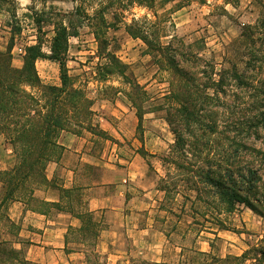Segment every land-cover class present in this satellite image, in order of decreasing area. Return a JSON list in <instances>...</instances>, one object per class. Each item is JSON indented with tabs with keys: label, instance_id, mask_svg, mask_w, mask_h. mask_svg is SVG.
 I'll return each instance as SVG.
<instances>
[{
	"label": "rangeland",
	"instance_id": "374dc122",
	"mask_svg": "<svg viewBox=\"0 0 264 264\" xmlns=\"http://www.w3.org/2000/svg\"><path fill=\"white\" fill-rule=\"evenodd\" d=\"M262 5L264 0H29L27 4L22 0H0V50L6 51L13 44V65L21 68L27 47L39 43L50 53L55 23L72 25V31L78 32L70 38L67 64L75 86L93 100L108 98L116 102L124 101L129 93L136 96L144 116L137 138L145 142L147 130L161 138L154 137L151 145L163 150L149 161L151 174L161 175L158 186L164 193H159L163 197L159 217L164 219L167 233H174L173 239L183 235L193 246L199 238L210 237L206 232L219 228L214 232L221 236L210 239L217 254L227 256L218 264H264V237H253L248 241L249 247H242L241 255L229 254L225 243L231 241L228 236H240L235 233L237 229L234 232V227L228 225L235 223L231 220L233 212H225L195 174L230 167L244 172L252 169L264 180V126L256 129L250 123L258 113L254 109L258 99L255 86L264 82V68L246 69L248 57L242 44L243 29L264 13ZM130 27L162 45L173 39L179 47L180 39L193 44L191 51L213 64L216 79L236 67L239 72L252 75L255 86L239 88L232 80L227 93H220L221 100L201 111L197 121L186 122L178 114L170 115L174 127L183 132L187 141L179 152L173 148L176 136L167 121L169 111L175 112L173 107L179 106L169 98L176 88L175 74L152 54L143 39L130 33ZM109 53L126 65L125 77L115 68L108 72L113 69L105 66ZM179 60L183 67L195 65ZM36 67L44 84H61L58 63L39 59ZM133 82L141 85L140 91L134 89ZM94 124L97 118L93 112L86 125L97 131ZM74 129L79 131L78 127ZM7 144L10 143L5 136L0 135V150H7ZM196 185L200 193L195 190ZM251 195L264 210V197L256 201L258 193ZM242 208L259 215L244 204L235 211ZM240 237L246 241L245 236ZM232 251L240 253L241 247ZM245 252L243 259H234Z\"/></svg>",
	"mask_w": 264,
	"mask_h": 264
},
{
	"label": "crops",
	"instance_id": "0c3cea01",
	"mask_svg": "<svg viewBox=\"0 0 264 264\" xmlns=\"http://www.w3.org/2000/svg\"><path fill=\"white\" fill-rule=\"evenodd\" d=\"M135 108L129 97L94 99L97 131L86 122L79 131H62L45 181L28 182L4 203L0 183V264H218L227 256L217 254L210 239L221 236L219 228L193 246L167 233L159 217L161 175L151 174L149 161L163 150L151 145L161 138L152 130L145 142L137 138L143 119ZM7 145L0 150L2 171L17 165ZM231 220L246 241L228 236L229 254L241 255L253 237H264V219L248 209L233 212Z\"/></svg>",
	"mask_w": 264,
	"mask_h": 264
},
{
	"label": "trees",
	"instance_id": "16d2710c",
	"mask_svg": "<svg viewBox=\"0 0 264 264\" xmlns=\"http://www.w3.org/2000/svg\"><path fill=\"white\" fill-rule=\"evenodd\" d=\"M262 7L264 8L263 5ZM77 32L72 31V25L69 26L64 21L55 23L50 53L45 52L39 43L27 47L21 68L13 65V44L6 51L0 50V135L5 136L17 156V165L12 170H0V183L5 191L3 203L14 199L16 192L28 182L45 181L46 165L60 150L58 138L61 132L76 131L74 127L82 126L93 114V100L75 86L69 75L67 61L70 38L76 36ZM130 33L143 39L152 54L175 74L176 88L169 98L179 106L171 108L175 112L169 111L167 121L176 136L173 148L179 152L187 146V141L183 132L174 127L170 115L178 114L186 122L197 121L201 111L212 102L221 100L220 93H227V86L232 80L239 88L250 89L255 86L251 83L253 76L239 72L236 67L219 74L216 79L213 64L192 52L193 44L182 39L179 47L174 44V39L168 45H162L159 40H151L145 32L137 33L132 28ZM242 44L245 47L244 54L248 57L246 69H263L264 13L255 23L243 29ZM107 58L109 62L105 66L113 68L108 72H114L115 68L125 77L126 65L115 54L109 53ZM179 58L195 65L183 67ZM39 59L59 64L60 85L43 83L36 67ZM133 84L134 89L141 90L139 83ZM255 90L258 92V99L254 109L258 113L254 114L250 123L257 129L264 126V82L261 86H255ZM128 97L137 108V115L142 123L143 113L137 97L131 93ZM256 134L259 136L258 130ZM242 146L248 148L245 143ZM177 166L185 168L184 165ZM195 174L217 197L225 212H234L239 204H244L264 217V210L253 202L251 195L258 193L256 201L261 196L264 197V180L252 169L244 172L224 167L221 170L212 169ZM195 190L201 192L197 185ZM262 190L263 193L260 194ZM244 257L246 252L234 259L241 260Z\"/></svg>",
	"mask_w": 264,
	"mask_h": 264
},
{
	"label": "clouds",
	"instance_id": "9594fccd",
	"mask_svg": "<svg viewBox=\"0 0 264 264\" xmlns=\"http://www.w3.org/2000/svg\"><path fill=\"white\" fill-rule=\"evenodd\" d=\"M22 3L27 4V3H29V0H22Z\"/></svg>",
	"mask_w": 264,
	"mask_h": 264
}]
</instances>
